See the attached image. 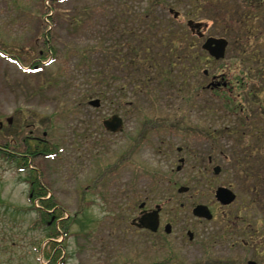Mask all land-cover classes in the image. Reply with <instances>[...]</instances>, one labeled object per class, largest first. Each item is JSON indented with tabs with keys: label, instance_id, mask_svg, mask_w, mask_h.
Returning <instances> with one entry per match:
<instances>
[{
	"label": "rangeland",
	"instance_id": "obj_1",
	"mask_svg": "<svg viewBox=\"0 0 264 264\" xmlns=\"http://www.w3.org/2000/svg\"><path fill=\"white\" fill-rule=\"evenodd\" d=\"M237 3L0 0V146L7 143L21 162L26 147L39 142L58 151L30 155L23 171L0 156V264H52L31 209L34 176L53 210L74 218L67 238L54 244L55 264L227 261L225 244L220 253L210 246L217 222L197 220L192 209L195 171L210 156L226 160L231 146L199 134L232 118L196 67L225 72L233 84L238 54L231 44L226 60L214 61L201 51L205 38L190 36L188 20L208 22L206 36H244L232 17ZM113 115L123 119L117 133L103 126ZM44 132L45 141L35 139ZM143 201L146 209L162 207L158 233L132 224ZM188 230L195 232L192 242Z\"/></svg>",
	"mask_w": 264,
	"mask_h": 264
},
{
	"label": "flooded vegetation",
	"instance_id": "obj_2",
	"mask_svg": "<svg viewBox=\"0 0 264 264\" xmlns=\"http://www.w3.org/2000/svg\"><path fill=\"white\" fill-rule=\"evenodd\" d=\"M237 2V11H233L232 17L235 16V27L240 28L244 36H206L208 22L188 20L191 33L199 39L205 38L201 51L214 61H225L227 51L233 45L232 52L238 54L233 56L237 58L233 65L240 73L234 76L236 82L232 84L225 72L211 74L208 68L199 65L198 73L210 77L205 88L227 106L232 118L230 123L227 119L228 124L224 128L199 135L207 137L214 145L217 139H227L231 146L227 153L224 152L226 160L217 161L210 156L203 163L206 166L195 171L198 174V197L192 213L199 221L217 222L208 233L211 234V249L220 253L225 244L230 257L219 264H264V0ZM190 22L193 25L200 23L201 26L193 31ZM209 37L227 40L223 57L216 58L203 48ZM46 135L44 132L42 138L35 139L45 141ZM180 162L184 163L185 159L180 158ZM180 169L181 165L178 166ZM203 185L204 190L201 189ZM186 187L188 190L183 193L190 190L189 186ZM142 203L146 206V202ZM145 206L132 220L136 227L143 214L155 209H146ZM199 206L206 207L210 217L195 215L194 210ZM161 212L162 207L157 231L146 230L152 233L161 230ZM164 230L171 233L172 225L167 223ZM186 234L191 242L194 241L195 232L188 230ZM212 259L206 256L201 262L216 264V258Z\"/></svg>",
	"mask_w": 264,
	"mask_h": 264
},
{
	"label": "trees",
	"instance_id": "obj_3",
	"mask_svg": "<svg viewBox=\"0 0 264 264\" xmlns=\"http://www.w3.org/2000/svg\"><path fill=\"white\" fill-rule=\"evenodd\" d=\"M190 36L194 35L190 33ZM55 55L57 56V52H55ZM196 69H199V66L196 67ZM5 147H7V143L4 145V147L0 146V156L6 160L11 158L12 162L16 164V167L20 171H23V169H25V167L27 166L25 160L28 161V158H30L31 156L34 157L36 155L46 154L45 152H48L49 155L52 156L53 154L58 155V151L53 149V146H49L44 142H39V144H37L34 148L26 147L25 154L27 156L24 158L25 160L21 162L22 156L9 151ZM34 177L35 180L32 183L29 193L30 204L32 207L31 209L38 212L39 217H37L36 222L40 224L43 232H45V236H43L44 238L42 241L47 242V248H43V255L44 257H46V259H48V261H50L52 264H55L54 262H57V259L59 258L57 253L60 252V248H58V246L55 247L54 244L56 245L57 243H59L57 241L60 237H62L63 240L67 238L69 225L73 222L74 218H70L69 220L68 217L62 219L63 215H61V213H56L55 210H53V204L49 199L44 198L48 195V191L43 190V184L41 183V180L38 179L37 176ZM38 202H41L39 206H37ZM50 244L52 245L51 249H49Z\"/></svg>",
	"mask_w": 264,
	"mask_h": 264
},
{
	"label": "water",
	"instance_id": "obj_4",
	"mask_svg": "<svg viewBox=\"0 0 264 264\" xmlns=\"http://www.w3.org/2000/svg\"><path fill=\"white\" fill-rule=\"evenodd\" d=\"M175 16H178V12H175ZM189 24L191 25L193 31H195L196 28H199L201 26L200 23L193 25L192 22H190ZM226 47H227V40L224 38L209 37L203 44V48L208 50L210 54L215 56L216 58H221L224 56V51ZM89 103L93 106H98L100 102L99 99H93L90 100ZM103 125L108 131H112L116 133L123 130V119L118 115H113L110 118L105 119L103 121ZM187 190H188L187 187L179 188V192H185ZM220 190L223 191L224 189H220ZM144 206L145 203L140 204V208H143ZM160 210L161 207L158 205L152 212L143 214L139 222H137V226L140 228H147L152 231H157L159 226ZM194 214L197 216L210 217L207 208L204 206H199L195 208Z\"/></svg>",
	"mask_w": 264,
	"mask_h": 264
}]
</instances>
